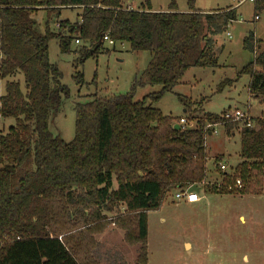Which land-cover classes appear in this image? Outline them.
<instances>
[{"label":"trees","instance_id":"trees-1","mask_svg":"<svg viewBox=\"0 0 264 264\" xmlns=\"http://www.w3.org/2000/svg\"><path fill=\"white\" fill-rule=\"evenodd\" d=\"M124 3L0 0V81L12 79L0 97V120L14 121L0 133V264H99L96 237L110 226L123 233L127 246L137 247L134 264H148V214L158 211L173 189L197 186L206 192L207 135L220 127L229 136L239 128L240 122L224 119V113H205L186 128L187 120L179 124L180 119L152 107L189 69L218 66L213 38L236 20L235 9L200 12L195 0H186V12L174 2L155 12L150 0L135 10ZM73 8L81 10L78 21H60L52 31L51 17ZM252 8L257 17L264 0H255ZM41 10L46 12L43 32L33 19ZM104 35L113 44L126 43L132 52H147L150 60L130 93L74 104V138L65 142L49 130L61 96H68L60 71L49 61V42L55 40L62 54L81 42L74 53L83 64L96 57ZM255 44L249 33L242 48L255 54ZM259 68L264 69V51L239 75L248 76V94L264 103V71ZM16 76L23 78V91ZM74 81L83 83L82 74L76 73ZM146 86L160 89L134 101L135 88ZM177 99L184 112L195 113L191 100ZM176 124L180 130H174ZM241 124L240 163L223 172L217 158L221 181L211 190L259 196L264 127L261 121L254 128Z\"/></svg>","mask_w":264,"mask_h":264},{"label":"rangeland","instance_id":"rangeland-1","mask_svg":"<svg viewBox=\"0 0 264 264\" xmlns=\"http://www.w3.org/2000/svg\"><path fill=\"white\" fill-rule=\"evenodd\" d=\"M123 1L124 4L132 2ZM145 2L134 0V7L130 9L140 8ZM171 2L179 11L186 12V0H150L152 9L156 11L167 10ZM230 8L235 9L236 20L225 33L213 38L215 46L212 52L218 66L215 69H189L177 87L152 105L165 116L187 120L188 125H181L183 127L192 128L205 113L220 115L235 110L249 117L252 128L257 121H261L264 127V103L248 94V76L239 75L255 55L264 51V11L257 13V19H254L252 4L248 2L237 5V1L232 0H195V9L200 12ZM80 14L78 8L62 9L51 17V30L57 31L60 21L77 22ZM33 19L43 32L46 12L38 11ZM249 33H253L256 40L255 54L242 48L243 40ZM81 46V42H73L70 53L62 54L55 40L48 45L49 61L60 71L61 84L68 93L67 97L61 96L59 109L49 130L65 142L74 138V104L88 102L92 96L114 99L130 93L150 60L147 52H132L126 43L109 45L102 42L97 45L96 57L79 64L74 51ZM258 70L264 71L261 68ZM76 73L82 74L83 83L80 85L74 81ZM13 80L20 82L23 91L22 76H16ZM7 81L12 79L0 81V97L5 94ZM159 89L158 86L136 87L133 100L141 101L144 96ZM178 96L191 100L194 114L184 112ZM241 125L240 122L239 128L229 136L220 127L215 128L216 134L207 135L204 181L209 184L210 191H199L204 196L202 202L194 205L177 202L174 195L178 190L173 189L165 197L163 206L148 214V264H264V185L259 196L219 194L211 190L213 184L221 181L214 166L217 158L219 164L226 166L225 172H232L240 163ZM11 126H14L13 120H0V133ZM96 240L98 247L94 256L99 264L135 263L137 247L127 246L123 233L115 227L110 226Z\"/></svg>","mask_w":264,"mask_h":264},{"label":"built area","instance_id":"built-area-1","mask_svg":"<svg viewBox=\"0 0 264 264\" xmlns=\"http://www.w3.org/2000/svg\"><path fill=\"white\" fill-rule=\"evenodd\" d=\"M232 1H237V5H241L242 3H245V2L253 4L255 0H232ZM254 19H257V17H255ZM227 36H228V34H227ZM102 41L107 42L109 45H113V42L107 37V35H104L102 37ZM75 44H79V42L76 40ZM223 118L226 120L232 119L235 121H240L241 123L245 122L247 127H251L249 117L244 116L238 110H235L233 113H224ZM179 124H185V120L180 119ZM214 133L216 134L215 130H214L213 134ZM219 168L223 172L226 170V166L222 163L219 164ZM235 186H237V187L240 186L239 180H237L235 182ZM229 190H230V188H229ZM174 198L177 202H182L185 204H197L200 201L199 192H189L188 189L176 192V194L174 195Z\"/></svg>","mask_w":264,"mask_h":264},{"label":"water","instance_id":"water-1","mask_svg":"<svg viewBox=\"0 0 264 264\" xmlns=\"http://www.w3.org/2000/svg\"><path fill=\"white\" fill-rule=\"evenodd\" d=\"M174 130H180V126L178 124L174 125L173 126ZM211 135V134H210ZM189 192H198V188L197 186H191L189 189H188Z\"/></svg>","mask_w":264,"mask_h":264},{"label":"crops","instance_id":"crops-1","mask_svg":"<svg viewBox=\"0 0 264 264\" xmlns=\"http://www.w3.org/2000/svg\"><path fill=\"white\" fill-rule=\"evenodd\" d=\"M127 3V5L130 7V8H132V7H134V5H133V3H134V1H132V2H126ZM139 7V6H138ZM150 7H151V4H150ZM151 9H152V7H151ZM133 10V9H132ZM153 10V9H152ZM224 10H226V9H224ZM153 11H155L156 12V10H153ZM199 197H200V201L198 202V203H200V202H202L203 201V199H204V196L201 194L200 195V193H199ZM191 205H194V204H191Z\"/></svg>","mask_w":264,"mask_h":264}]
</instances>
